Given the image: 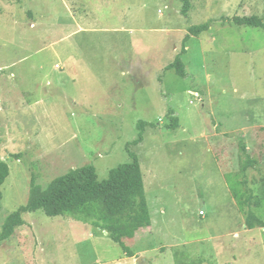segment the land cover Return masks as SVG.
Listing matches in <instances>:
<instances>
[{
    "label": "rangeland",
    "instance_id": "1",
    "mask_svg": "<svg viewBox=\"0 0 264 264\" xmlns=\"http://www.w3.org/2000/svg\"><path fill=\"white\" fill-rule=\"evenodd\" d=\"M191 4L0 0V232L32 179L45 189L93 164L104 180L128 150L151 221L124 238L128 256L101 228L25 213L0 264H264V226L245 222L248 209L264 221V28L230 19L264 21V0ZM178 55L186 76L166 69ZM247 187L259 207L240 206Z\"/></svg>",
    "mask_w": 264,
    "mask_h": 264
},
{
    "label": "trees",
    "instance_id": "2",
    "mask_svg": "<svg viewBox=\"0 0 264 264\" xmlns=\"http://www.w3.org/2000/svg\"><path fill=\"white\" fill-rule=\"evenodd\" d=\"M179 1L182 4L181 13L188 15L192 6L191 0ZM230 19L238 25L264 28V21L257 15L233 16ZM209 27V23L191 26L186 40L191 35H200ZM166 69H174L181 76L187 75L181 55L168 64ZM146 125L144 121L138 123L139 136L129 143L137 145L143 141ZM176 125L177 118H173L171 127ZM128 152L131 161L113 168L104 180H99L93 164L70 169L54 179L45 189L32 179L28 202L6 216L0 232V242L8 239L17 227L26 223L23 214L42 209L51 217L71 214L77 220L108 230L112 240L123 247L126 255L133 256L134 253L124 238L133 237L141 228L150 226L151 221L141 164L137 153L130 150ZM18 155L13 154L20 158ZM257 163L258 160L252 157L247 165L255 167ZM247 190L248 192L244 191L240 195V206L259 207L261 201L252 193L250 187ZM245 222L250 229L264 226V221L251 209L246 213Z\"/></svg>",
    "mask_w": 264,
    "mask_h": 264
},
{
    "label": "crops",
    "instance_id": "3",
    "mask_svg": "<svg viewBox=\"0 0 264 264\" xmlns=\"http://www.w3.org/2000/svg\"><path fill=\"white\" fill-rule=\"evenodd\" d=\"M82 27H80V29L78 28V30H81ZM121 43V42H120ZM252 111H254V113H256L257 115H264V108L263 107H258V108H254ZM261 161H262V165H263V168H264V151H263V154H262V158H261ZM39 210H42V209H39ZM37 210V211H39ZM43 211V210H42ZM33 212H36V211H33ZM29 213H32V212H29ZM45 213V212H44ZM46 214V213H45ZM59 216H64V217H67L68 219V224H69V227L70 229L74 228H78V227H81V226H85V225H92V224H89V223H85L83 221H80V220H77L73 215L71 214H65V215H59ZM93 227L95 228H99L97 226H94L92 225ZM100 229V228H99ZM104 230V229H102ZM36 231H37V228H36ZM105 233L111 238L110 236V233L108 230H104ZM39 237V235H38ZM112 239V238H111ZM38 242H39V239H38Z\"/></svg>",
    "mask_w": 264,
    "mask_h": 264
},
{
    "label": "built area",
    "instance_id": "4",
    "mask_svg": "<svg viewBox=\"0 0 264 264\" xmlns=\"http://www.w3.org/2000/svg\"><path fill=\"white\" fill-rule=\"evenodd\" d=\"M200 214H201V215H205L206 212H205L204 210H200Z\"/></svg>",
    "mask_w": 264,
    "mask_h": 264
}]
</instances>
